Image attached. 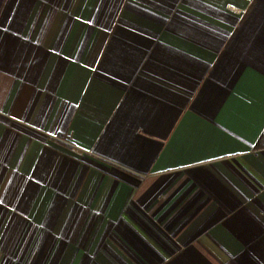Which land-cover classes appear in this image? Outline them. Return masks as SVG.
Returning <instances> with one entry per match:
<instances>
[{"label": "crops", "instance_id": "obj_1", "mask_svg": "<svg viewBox=\"0 0 264 264\" xmlns=\"http://www.w3.org/2000/svg\"><path fill=\"white\" fill-rule=\"evenodd\" d=\"M0 264H264V0H0Z\"/></svg>", "mask_w": 264, "mask_h": 264}]
</instances>
